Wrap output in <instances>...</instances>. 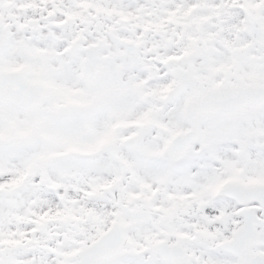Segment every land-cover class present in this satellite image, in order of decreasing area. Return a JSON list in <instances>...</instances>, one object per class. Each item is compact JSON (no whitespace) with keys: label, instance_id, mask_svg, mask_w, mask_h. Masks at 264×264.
Instances as JSON below:
<instances>
[{"label":"snow or ice","instance_id":"snow-or-ice-1","mask_svg":"<svg viewBox=\"0 0 264 264\" xmlns=\"http://www.w3.org/2000/svg\"><path fill=\"white\" fill-rule=\"evenodd\" d=\"M0 264H264V0H0Z\"/></svg>","mask_w":264,"mask_h":264}]
</instances>
